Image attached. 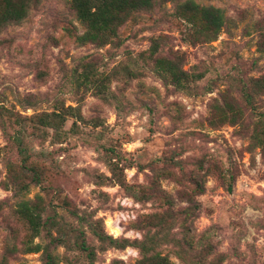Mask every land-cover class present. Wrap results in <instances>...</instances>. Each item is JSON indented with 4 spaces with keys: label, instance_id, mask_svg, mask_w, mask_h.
Segmentation results:
<instances>
[{
    "label": "rangeland",
    "instance_id": "374dc122",
    "mask_svg": "<svg viewBox=\"0 0 264 264\" xmlns=\"http://www.w3.org/2000/svg\"><path fill=\"white\" fill-rule=\"evenodd\" d=\"M194 1L219 7L228 18L216 39L185 40V27L172 16L171 3L137 13L103 46L76 42L73 34L83 33L84 25L70 0H40L24 20L0 30V98L5 104L23 116L57 111L62 104L77 107L58 131L25 120L24 144L43 173L39 185L31 183L21 194L8 181L9 164L17 172L21 168L11 138L21 126L6 123L4 133L0 125V256L6 239H24L25 226L13 212L16 203L39 195L51 204L48 210L56 212L70 242L80 231L84 234L96 253L93 264H135L143 239H154L155 250L175 264H189L179 258L186 252L208 261L216 254L217 264H264V147L250 138L264 125V117L259 123L264 91L255 94L257 113L241 97L251 77L264 75V53L257 48L264 0ZM157 36L165 39L151 54ZM174 51L182 54L184 69L196 67L204 76L185 87L160 78L155 59ZM86 62L109 74L110 97L95 95L92 83L76 86V71ZM25 95H32L29 107L17 104L16 98ZM230 99L241 106L243 123L215 117L216 108L225 109ZM152 180L176 208L186 206L191 195L199 203L195 217L147 227L148 216L166 212L161 200L146 199L138 189ZM196 182L203 188L199 194L192 192ZM120 211L128 217L120 220L116 235L109 222L114 226ZM97 226L125 240L124 246L101 244L90 229ZM47 239L37 236L35 242ZM187 241L194 242L192 249ZM69 246L58 245L53 253L61 262L91 264ZM20 256L29 264L42 262L40 251Z\"/></svg>",
    "mask_w": 264,
    "mask_h": 264
},
{
    "label": "trees",
    "instance_id": "16d2710c",
    "mask_svg": "<svg viewBox=\"0 0 264 264\" xmlns=\"http://www.w3.org/2000/svg\"><path fill=\"white\" fill-rule=\"evenodd\" d=\"M40 0H0V30L10 24H16L26 18L30 10L37 7ZM166 3L173 4L172 16L181 22L184 27V38L192 44L209 42L216 39L218 33L226 26L228 18L219 7L211 5H202L194 0H70V7L76 14L77 19L84 25V32L81 34H73L78 44L94 43L98 46H103L112 43L117 35L119 28L125 24L129 19L133 18L137 13L152 12L157 8L163 7ZM71 31V30H69ZM72 33V32H70ZM258 50L264 53V30H259L258 34ZM164 36H157L152 38L153 41L149 46L151 54L157 52L159 42L164 41ZM161 40V41H160ZM183 56L181 53L174 51L167 56L158 55L153 64L154 70L160 78L169 81L170 84L176 87L188 86L190 82L201 79L204 76L203 71H198L196 67L190 70L184 69L182 66ZM81 70L76 71L75 83L80 85H87L92 83L94 93L97 96L110 97L108 92V76L94 69L90 62L81 64ZM264 91V75L251 77L247 85L242 88V102L249 107L254 113H257L258 103L255 94ZM107 93V95H106ZM113 95V94H111ZM1 97V94H0ZM32 95H25L23 98L17 97V104L21 107H29L33 104ZM57 111L41 112L32 116H23L15 110L13 105L7 106L0 98V125L3 132L6 133L5 127L7 124H17L21 127L14 131L11 138L16 142L18 148V155L20 156L21 168L17 171L13 169V164L8 167V181L12 184L15 194H21L28 190L31 183L39 185L42 182V168L37 160L34 162L35 154L30 153L27 146L24 144V132L26 130L25 120L33 122L36 127L44 126L50 127L54 131L60 130L63 126L65 117L70 111L77 110V107L57 106ZM215 111V117H219L222 121L244 122L243 112L241 106L234 103L232 99L227 101L226 108ZM227 110L228 112H226ZM220 111V112H219ZM219 113V114H218ZM259 123H262L263 112H259ZM81 119V116H78ZM6 119V121H4ZM7 123V124H6ZM264 125L260 126L258 130L253 132L250 136L251 140L257 145L264 147ZM111 171H114V163L109 162ZM196 188L192 190L196 194L202 192L203 188L196 182ZM142 191L146 199L156 198L162 201L164 205V212L154 213L147 217L146 226L160 227L166 221H174L178 217H182V221L186 222L195 217L198 211L199 203L188 194L185 200L188 202L186 206L179 208L175 207L173 198L161 189L156 180L149 182V185L138 187ZM149 191V192H148ZM46 200L37 195L34 199H21L14 208V216L17 220L22 222L25 226L26 232L24 239L21 242H14L15 237L6 239L4 241L3 250L0 256V264H10L11 260H16L17 264H29L25 262L20 255L30 252H41V264H71L66 259L61 262L59 256L53 253V250L58 245L75 248L81 252L93 264L96 253L94 248L87 243L84 234L80 231L78 237L73 242L68 240L70 234L67 229L62 230V226L55 220L56 212L49 211ZM72 214L76 213L71 211ZM75 215V214H74ZM96 239L104 246L118 247L124 246L125 240H118L106 234L103 228H90ZM56 231V235L52 232ZM37 236H42L47 239L43 242H35ZM154 241V242H153ZM72 244V245H71ZM138 248L140 250V258L135 264H175L167 256L162 255L155 250L156 243L154 239H143L139 241ZM188 247L192 249L194 242L187 241ZM208 251L214 253L212 246H208ZM20 256V258H18ZM197 257L180 254L179 258L189 264L207 263L217 264L218 255L214 254L208 261L203 255H196ZM193 257V258H191ZM207 261V262H205ZM114 264V263H111Z\"/></svg>",
    "mask_w": 264,
    "mask_h": 264
},
{
    "label": "built area",
    "instance_id": "2783aa9c",
    "mask_svg": "<svg viewBox=\"0 0 264 264\" xmlns=\"http://www.w3.org/2000/svg\"><path fill=\"white\" fill-rule=\"evenodd\" d=\"M127 217H128V214L120 211L119 213L115 215L116 220L114 221L113 224L118 225L120 220H126Z\"/></svg>",
    "mask_w": 264,
    "mask_h": 264
},
{
    "label": "bare ground",
    "instance_id": "6f19581e",
    "mask_svg": "<svg viewBox=\"0 0 264 264\" xmlns=\"http://www.w3.org/2000/svg\"><path fill=\"white\" fill-rule=\"evenodd\" d=\"M109 226H110L111 232H113V233L116 234V235L119 234L120 228H118L117 225H114V226H113V225L109 222Z\"/></svg>",
    "mask_w": 264,
    "mask_h": 264
}]
</instances>
